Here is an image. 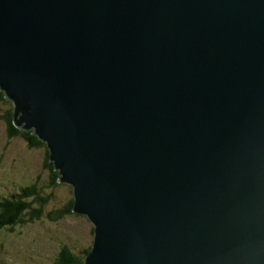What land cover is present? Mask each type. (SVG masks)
<instances>
[{"label":"water","instance_id":"1","mask_svg":"<svg viewBox=\"0 0 264 264\" xmlns=\"http://www.w3.org/2000/svg\"><path fill=\"white\" fill-rule=\"evenodd\" d=\"M0 91L83 264H264V0H0Z\"/></svg>","mask_w":264,"mask_h":264},{"label":"rangeland","instance_id":"2","mask_svg":"<svg viewBox=\"0 0 264 264\" xmlns=\"http://www.w3.org/2000/svg\"><path fill=\"white\" fill-rule=\"evenodd\" d=\"M11 110V102L0 91V201L14 200L22 188L32 185L48 200L40 219L0 231V264H54L62 247L82 256L91 246L93 225L73 213L60 220L49 217L69 204L72 190L64 183L52 186V172L44 167L45 144H30L23 136L9 133L5 115Z\"/></svg>","mask_w":264,"mask_h":264},{"label":"trees","instance_id":"3","mask_svg":"<svg viewBox=\"0 0 264 264\" xmlns=\"http://www.w3.org/2000/svg\"><path fill=\"white\" fill-rule=\"evenodd\" d=\"M5 120L8 126V131L12 136L19 134L26 140H28L30 144L38 143L39 146L44 145V143L40 142L30 132H22L16 129L12 125L10 113H7L5 115ZM47 159L48 151L47 158L45 157L44 167H47L52 172L51 184L52 186H56L59 183L58 173L53 170L52 164L49 163ZM16 197L17 198H15L14 200L5 199L0 201V231H2L4 228L11 231L12 228L18 225H24L23 223L34 222L40 219L43 213L44 205L48 200L47 197H43V195L39 193L35 185L22 188L19 191V195H17ZM72 204L73 199L70 200L69 204L64 209L50 212L49 217L52 220L62 219L66 215L72 213ZM90 248L91 246L87 247V249H85L84 251V254L82 256H79L77 253H74L69 247H62L58 251L54 259V264H83L84 255L88 253Z\"/></svg>","mask_w":264,"mask_h":264}]
</instances>
